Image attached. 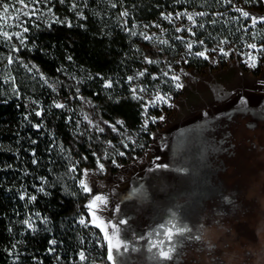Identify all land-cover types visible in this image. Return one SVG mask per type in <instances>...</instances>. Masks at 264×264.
Instances as JSON below:
<instances>
[{
  "label": "trees",
  "instance_id": "trees-1",
  "mask_svg": "<svg viewBox=\"0 0 264 264\" xmlns=\"http://www.w3.org/2000/svg\"><path fill=\"white\" fill-rule=\"evenodd\" d=\"M52 2L59 13L54 18L31 21L24 17L23 27L29 29L24 34V46L15 33L5 31L0 23V57L11 54L19 65V71L15 69V88L13 81H8L9 77L15 78L13 74L0 75V264H99L106 259L107 246L101 232L89 222L88 193L76 179L83 165H94L97 159L115 171L117 163L132 159L150 139L153 122L148 121L145 126L140 103L123 89L121 82L130 68L141 63V56L136 53L129 34L132 21L156 18L161 9L176 10L191 5L185 0H114L118 13L128 7L131 14H135L125 17L124 28L112 19L113 15L98 13L97 9L84 10L85 21L59 0ZM258 8H263L262 2ZM57 19L67 20L73 26L57 23ZM203 28L209 35L222 31L220 26L208 23ZM3 32L12 36L10 42L4 39ZM13 46L20 51L13 52ZM25 65L37 68L48 82L38 76L25 75ZM259 69L257 67L254 73ZM105 77L111 80L112 87L108 89L111 94L103 84ZM84 100L92 101L108 128L118 124L116 118H120L133 136V142L111 149L108 142L114 138L112 131L104 129L100 132L88 124L82 116ZM55 103L66 107L55 108ZM32 109L43 110V114L38 117ZM26 115L28 119H25ZM36 124H42L43 128L37 130ZM229 135L230 140L224 136V140L230 142L229 147L217 148L222 155L218 158L221 171L215 175L216 179L204 186L205 192L193 194L191 198L186 195L174 198V194L169 193L184 178L171 171L172 174L163 179L164 188L168 189L163 207L176 217L186 215L190 204L200 210L195 226L197 241L190 239L179 243L172 259L151 260L149 264H190L191 261L198 264L195 252L209 255L210 264H231L232 258L236 259L235 255H221V249L210 239L206 229L220 223L223 233H227L235 224L242 223L247 214L256 211L255 201L224 180V175L230 170L232 160L242 164L251 158L252 152L260 153L262 146L253 144L249 135L238 137L235 132ZM244 140L249 141L246 144ZM173 150L176 152L175 147L171 151H160L157 159L162 157V160H157L154 165L170 170ZM121 152L124 155H119ZM73 165L75 171H71ZM42 183L49 195L37 191ZM66 186L69 191L65 190ZM21 195H25V199H20ZM30 195L36 196V200L28 199ZM167 200H173L177 207L173 208L174 204ZM81 218L87 226L79 224ZM25 220L34 222V230L27 228ZM142 227L133 231L126 227L118 226V230L111 227L112 243L123 245ZM183 237L186 240L190 235L186 232ZM52 241L56 242L54 246ZM53 247L54 251H49ZM80 251L86 255L83 262L78 257ZM247 251L243 250V257L248 261ZM188 252L192 254L188 255Z\"/></svg>",
  "mask_w": 264,
  "mask_h": 264
},
{
  "label": "rangeland",
  "instance_id": "rangeland-1",
  "mask_svg": "<svg viewBox=\"0 0 264 264\" xmlns=\"http://www.w3.org/2000/svg\"><path fill=\"white\" fill-rule=\"evenodd\" d=\"M185 1L191 5L176 10L161 9L157 14L158 17L147 21L133 20L130 27V32L135 33L131 37L136 53L141 56V63L130 68L121 82L123 89L133 97V88L144 89L143 92L137 91L135 94L140 97L135 99L140 103L143 123L145 120L153 122L151 118H156L148 143L140 152L134 153L132 159L117 163L115 171L109 170L101 160L97 159L94 165H83L81 174L76 179L80 187V180L83 179L91 188V192L87 195V205L97 195L107 200L106 204L97 205L95 209L97 219L94 224L99 225L97 227L107 246V252L108 241L105 239V231L111 238L113 223L119 227H126L128 231L137 230L143 225L134 238L126 239L124 246L114 251V261H109L106 257L99 264H149L151 260L160 262L162 257L158 248L151 247L153 243L164 240V247L167 250L170 243L176 246L190 239L197 241L195 226L200 210L195 204L187 207L186 215L176 217L162 206L166 198L150 203L141 195L142 190H136L135 183L144 173L150 177L158 173V170L150 167L154 166L157 160H162V157L157 159L160 151L165 152L167 149L171 151L174 147L176 149V152L172 151L173 157L169 163L171 169L167 171L169 173L173 171L184 179L182 182H177L174 190L169 193L174 194V198H179L181 195L191 198L193 194L205 192L204 186L209 185L211 179H216L221 171L222 164L218 162V158L220 159L222 155L217 152V148L229 147L230 142L224 138L229 139L230 132H235V136L238 137L249 135L253 144L261 145V150L264 151V23L253 26L250 19L243 18L237 11L243 9L256 17H262L264 0H262V9L258 8L257 0H231L230 3H226L225 0ZM0 3L10 6L7 13H4L3 7L0 6V14H3L0 16V23L8 32H22L23 19L31 15L33 8H36L37 12L31 17V21L47 20L59 15L53 7L52 0L49 2L39 0L38 3L34 0H23V2L0 0ZM63 4L71 8L72 0H65ZM112 4L114 0H86V3L85 0H81L78 8L90 11L97 9L98 13L113 15L112 19L126 28L125 17L120 14L125 10L129 15L135 14L133 12L131 14L128 7H123L118 13ZM25 12H28L29 16L23 15ZM184 12L194 16L195 24L186 16L176 19L177 13ZM198 13L204 15H196ZM168 14L172 15V20L164 18ZM17 16L20 17L19 20L16 19ZM207 23L220 26L222 31L209 35L208 31L200 27ZM177 28L182 30L177 32ZM145 36L153 38L145 39ZM164 40L168 43H161ZM200 41H203V44ZM221 41L226 43L222 44ZM186 42L193 43L192 54L187 49ZM253 43L257 45L255 50L248 47ZM221 47L228 52V55L219 52ZM205 49L209 59L194 55ZM213 49L217 50L212 51ZM249 54L257 57L255 68L250 67L247 62ZM7 57H0V75L15 76V69H19L18 62L13 60L9 65ZM145 57L157 63H147ZM257 67L260 69L258 73H254ZM23 72L26 73L25 75L38 76L44 82L45 80L48 82L37 68L29 71L25 67ZM140 72L145 74L138 76ZM165 72L169 74L167 77L164 76ZM172 75L180 76L182 88L174 86L170 79ZM128 77L133 79L129 81ZM8 81H13V87H16V76L13 79L9 77ZM106 81L111 80L105 77L104 86ZM108 89L107 93L111 94L112 91ZM157 93L166 95L170 99L167 103H157L155 106L149 104L145 109V104L152 101ZM242 97L246 102L241 100ZM82 106V116L84 119L87 116L92 121L91 126L98 125L107 131H112L114 138L108 142L111 149H116L120 144L127 145L128 142H133V136L122 124H113L115 130L113 127L108 128L92 101L84 100ZM160 116L164 119L160 120ZM116 121L120 122V118L117 117ZM247 141L244 140V143L247 144ZM262 151L252 152L251 158L242 164H235L232 160L230 170L224 175V180L231 182L236 190L244 192L255 201L256 211L247 214L242 223L235 224L227 233H223L220 223L211 224L206 229L211 235L210 239L221 249V255H235L236 259L232 258L231 264H264V153ZM100 164L104 165L102 171ZM84 170H88L87 176L84 175ZM158 174L162 178L167 177L164 172ZM131 179L135 183L130 182ZM198 187L201 188L197 190ZM65 190L69 191V187L66 186ZM167 201L174 204L173 208L177 207L173 200ZM87 211L91 223L93 217L88 208ZM169 228L173 232L176 228H184L186 231L182 235L174 236L173 241L168 242L164 232ZM186 232L190 237L185 240L183 236ZM222 241L226 242L223 244ZM183 246L184 244L180 250ZM245 249L248 250L245 253L246 256L249 255L248 261L245 256L243 257ZM174 253H171L172 257L176 255ZM190 254L192 253L188 252V255ZM124 256L129 262H126L128 259L123 260ZM194 256L197 257L198 264H210L209 255L206 253L201 252L198 255L195 252ZM192 263L194 264L193 261L190 262Z\"/></svg>",
  "mask_w": 264,
  "mask_h": 264
},
{
  "label": "snow or ice",
  "instance_id": "snow-or-ice-1",
  "mask_svg": "<svg viewBox=\"0 0 264 264\" xmlns=\"http://www.w3.org/2000/svg\"><path fill=\"white\" fill-rule=\"evenodd\" d=\"M21 2H23V0H21ZM34 2L38 3L39 0H34ZM46 2H49V0H46ZM64 2H65V0H60V3H61V4H63ZM80 2H81V0H72L71 9H72V11H73L74 13H76V15H77L80 19L86 21V20H87V17L84 16V10L78 8V4H79ZM225 2H226V3H230L231 0H225ZM257 2H262V0H257ZM85 3H86V0H85ZM0 6L3 7V11H4V13H7V12L9 11V7H10V6H9L8 4H2V3H0ZM112 7H116V5H115V4H112ZM237 11L240 13V15H241L243 18H245V19H250L251 22H252V25H253V26H255L257 23H264V16H262V17H256V16L252 15V14H251L250 12H248V11H244L243 9H237ZM36 12H37V9H36V8H33V9L31 10V15H30V16H29V13H28V12L23 13V15H25V16H29V19H31L32 16H35V15H36ZM49 13L51 14V9H49ZM2 15H3V14H0V16H2ZM41 15H43V14L41 13ZM120 15H121L122 17H127L129 14H128V12L125 10V11L122 12ZM162 15H164V14L162 13ZM196 15H204V13H198V14H196ZM217 15H219V14H217ZM181 16H186L187 19H188L189 21H192L193 24H195V19H194V16H193L192 14H188L187 12H184V13H177V14H176V19H179ZM164 18H165V19L172 20V15H171V14H168V15L164 16ZM16 19L19 20L20 17L17 16ZM56 22H57V23H63V24H64L65 26H67V27H72V26H73V25H72L69 21H67V20H65V21H60V20L57 19ZM213 23H215V21H213ZM200 27H203V25H200ZM181 30H182V29H180V28H177V29H176L177 32H179V31H181ZM28 31H29V29H28L27 27H24V28L22 29V32H17V33H15L16 39L19 40V42L21 43L22 46H24V41H25V36H24V34L27 33ZM189 31H190V29H189ZM129 34H130V35H134L135 33L130 32ZM3 37H4V39H5L6 41H8V42H10V41L12 40V36L9 35L8 32H3ZM152 38H153V37L145 36V39H152ZM177 39H182V38H181V37H177ZM161 43H163V44H167L168 41L164 40V41H161ZM200 43L203 44V41H200ZM221 43H222V44H223V43H226V41H221ZM186 47H187V49L189 50L190 54H192V53H191V49H192V47H193V43H192V42H186ZM248 47H249L250 49H253V50L257 49V45H256L255 43L248 45ZM216 50H217V49H213L212 51H216ZM12 51H13V52H19L20 49H19V48H15V47L13 46ZM219 52L222 53L223 55H228V52H226L225 49H224L223 47L219 48ZM194 55H196V56H198V57H202V58H204V59H209V56L207 55V49H205L204 51H200V52L194 53ZM7 59H8V63H9V65H11V64L13 63V60H14L13 56L10 54V55L7 57ZM68 59L71 60V57H68ZM145 61H146L147 63H157V61L149 60V59H147V57H145ZM247 62H248V64H249L250 67L255 68V67L257 66V57H256L255 55H251V54H249ZM25 67H27V68L29 69V71H32V70H33V68H32V67H29L28 65H25ZM144 74H145L144 72H140V73H138V76H143ZM168 75H169L168 72H165V73H164V76L167 77ZM42 78H43V77H42ZM132 79H133V77H128V80H129V81H131ZM170 79H171V81L174 83V86H175L176 88H182V87H183V84L180 82V76H179V75H172V76L170 77ZM45 82L47 83L46 80H45ZM105 87H106V88H111V87H112V83L106 81V82H105ZM137 91H139V92H143L144 89H143V88H141V89H139V90L136 89V88H133V89H132V92H133V94H134V98L139 99L140 97L135 95V94L137 93ZM169 99H170V98L167 97L166 95H161V94L157 93L156 96H155V98H154L152 101H149V102H147V103L145 104V109L149 106V104H150L151 106H155L157 103H167ZM241 100H245V98L242 97ZM245 102H246V100H245ZM53 106H54L55 108H58V109H63V108L66 107V106H65L64 104H62V103H55ZM32 113H34L36 116L39 117V116H41V115L43 114V110H42V111H36L35 109H32ZM32 113H29V115H31ZM25 119H28V116H27V115L25 116ZM85 119L88 120V123H89L90 125L92 124V121H91L87 116H85ZM151 119H152L153 122H154L156 118H151ZM159 119H160V120H163L164 117H163V116H160ZM117 123H118V124H122L123 122H117ZM147 123H148V120H145V126H147ZM34 127H36L37 130H40V129L43 128V125H42V124H36V125H34ZM112 127H113V130H115V125H113ZM96 128H97V130L100 131V132H103V131H104V129H103V128H100L98 125H96ZM33 143H35V141H33ZM126 146H127V145H125V147H126ZM119 155H124V153L121 152V153H119ZM32 162H33V163H38V161H36V160H33ZM113 163H115V160H113ZM9 167H11V166H9ZM99 167H100V170L102 171L103 168H104V165H103V164H100ZM71 171H75V165H73V168L71 169ZM84 175H85V176L88 175V170H84ZM80 185H81L82 190H83L85 193H90V192H91V188L89 187V185H88V183L86 182V180H83V179L80 180ZM37 191H39V192H44L46 195H49V194H50V193H47V192L45 191L44 183L41 184V187L38 188ZM27 198L30 199V200H33V201L36 200V196H34V195H30V196H28ZM20 199H22V200L25 199V195H21V196H20ZM106 203H107L106 198H104L103 196H99V195L93 197V199L89 202V204L87 205V208H88V210H89V213H90L91 216L93 217V220L91 221L92 224H96L97 216H96V211H95V209H96L97 205H98V204H106ZM33 223H34V222H29L28 220H25V221H24V224L27 226V228H28V229H32V230H34V229H33ZM45 223H47V218H45ZM121 223H125V222L121 221ZM79 224L87 226L86 221H85L84 218H81V219L79 220ZM97 226H99V225H97ZM111 227H112L114 230H118V225H116V224H112ZM161 227H164V226H161ZM184 231H186V229H184V228H176V229H175V232H173V230H172L171 228H169V229H167V230L164 232V236L166 237V240H167L168 242H171V241H173L174 236L182 235ZM105 239L108 241L107 259H108L109 261H114V260H115V257H114V251L119 250V249H120L122 246H124V245H122L121 242H118V243H116V244H113L111 238L108 236L107 231H105ZM55 243H56L55 241H52V242H51V244H52L53 246L55 245ZM164 245H165V241H164V240H160V241H158V242H156V243H153V244L151 245V247H153V248H158V249H159V255H160L162 258H164V259H172L171 253L175 251V245H172V244L170 243V245L167 247V250H165ZM13 247H15V246H13ZM49 251H54V247H53V248H50ZM78 257H79V260H80L81 262L85 261V260H86L85 252H84V251H80V252L78 253Z\"/></svg>",
  "mask_w": 264,
  "mask_h": 264
},
{
  "label": "flooded vegetation",
  "instance_id": "flooded-vegetation-1",
  "mask_svg": "<svg viewBox=\"0 0 264 264\" xmlns=\"http://www.w3.org/2000/svg\"><path fill=\"white\" fill-rule=\"evenodd\" d=\"M150 169L158 170L157 172L162 174L163 172L166 173V176H170L169 171L158 168L157 166H152ZM149 169V170H150ZM162 171V172H161ZM153 174L152 177H150L148 174L144 173L143 177L139 179V181L136 183V190H142V196L146 198L150 203H156L158 200L163 199L166 194L168 193V189H165L164 182L162 176H159V174ZM157 200V201H156Z\"/></svg>",
  "mask_w": 264,
  "mask_h": 264
}]
</instances>
